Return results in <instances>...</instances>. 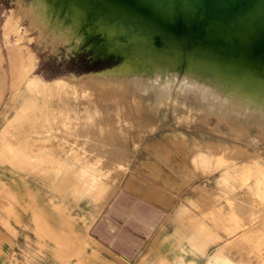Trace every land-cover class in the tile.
<instances>
[{
  "label": "rangeland",
  "instance_id": "1",
  "mask_svg": "<svg viewBox=\"0 0 264 264\" xmlns=\"http://www.w3.org/2000/svg\"><path fill=\"white\" fill-rule=\"evenodd\" d=\"M62 1L0 0V264H205L210 256L216 264H264V104L181 79L176 62L114 67L121 57L101 50L130 47L91 35V14L133 20L93 0ZM86 11V21L96 18L89 28ZM162 35L156 52L165 48ZM185 44L191 53L193 42ZM249 58L263 64L264 48ZM38 106L54 110L52 123L60 107L69 111V133L58 124L49 131ZM41 131L57 137L44 142L55 151L43 157ZM89 182L103 187L84 191L92 219L85 230L67 218L69 201Z\"/></svg>",
  "mask_w": 264,
  "mask_h": 264
},
{
  "label": "bare ground",
  "instance_id": "2",
  "mask_svg": "<svg viewBox=\"0 0 264 264\" xmlns=\"http://www.w3.org/2000/svg\"><path fill=\"white\" fill-rule=\"evenodd\" d=\"M88 1H91V0H88ZM95 1L99 4L103 3L105 5L112 6L114 10L112 9L110 10L112 12L115 10L117 11V18H120V15H124L126 16L125 18H128L127 22L128 20H133V22L130 21L131 23L130 22L124 23L126 22L125 19H123L124 21H118V19L114 20V16H115L114 15L112 16L114 21H109L107 19L108 18L107 16L111 12L106 15L105 13L106 11L104 9L103 10L101 9L102 11V12L100 11L101 13L99 11L97 12L95 11L96 12L95 14H91L93 16L95 15L94 17H96V15L98 16L96 17L98 18L97 20H95L96 18L93 17L95 21H92L91 24L90 22L93 19L92 18H90V20L88 19L90 21L89 22V21H86L87 18H85L87 14L91 13L90 11L85 12L86 15H84L83 17L85 18V22L81 20L83 22L81 23L84 25H87L88 23L90 24L89 26H90L91 35L99 34L97 38H102L104 35L105 36H110V35L115 36L117 41L120 40L121 42H123L122 44H126L128 47H130V50H131L130 52L127 51L120 55L119 54L116 55L115 50L106 51L105 53V49H103L104 47H102L103 50L101 51H104V54H106L105 55L106 58L108 56L107 54H109L107 52H111V54L109 55L121 57L122 62L119 65H116L114 67H120L123 65L127 67L131 65L133 68H136L137 70H145V69L147 70V69L156 67L158 64L171 68L173 66L172 63L176 62L174 64L178 65L177 73L179 70H182L183 72L181 79L192 78L196 80H201L204 83L213 82L215 86H217L220 89H223L224 93L233 92L231 94H234V93L235 95L238 94L240 95V98L245 97L249 101V103L264 104V80L259 77L260 73L264 71V63L263 64H253L247 61V60H250L249 58L250 56H253L258 50H261L262 48H264V36L260 39H257L255 35L256 28H258L259 26L264 27V0H93L92 2L96 4ZM92 2H90L92 5H90L88 2L89 7L93 6ZM56 3H57L56 4L57 7L58 6L60 7L63 5L64 1L57 0ZM98 6L96 7L98 8ZM102 6L103 5H100V8H103ZM96 7H95V10H96ZM59 9L61 10V8ZM90 9L93 10L92 7ZM87 12H90V13H87ZM98 12L102 15L105 14L106 16H103L102 18V16ZM59 13H56V14H59ZM89 16L90 15H88V18ZM115 19H116V16H115ZM77 20H78L77 22H79V18ZM58 21H61V20L59 19ZM162 22H164L165 26H167L166 29L162 28L163 26L161 24ZM163 30H166V31H163ZM158 34H163L162 35L163 43L165 44V48L162 49L160 52H156L158 48V44L160 42V41L158 42L157 40ZM50 39H53V38H50ZM188 39H190L191 42H193L194 44V47L191 53L188 52L186 48V44H185V42ZM95 42L98 43L100 41L97 42L95 40ZM104 42L106 43L109 41L106 38ZM156 42H158V44H156ZM95 45H98V44H95ZM103 45L108 46V43L102 44V46ZM115 48L118 49L116 46ZM101 51H98V53ZM99 54L101 55L100 57H102V52ZM22 58L23 57L20 56V59ZM177 65H175V67ZM259 65H262V66H259ZM12 66H13L12 69L16 70L17 66L15 64ZM160 73H163V72L160 71ZM160 73L159 75L162 76L163 74H160ZM159 75L158 77H160ZM71 77L67 76L69 80H71L70 79ZM162 77H165V75H163ZM13 79L15 80V78ZM139 80H141V78H139ZM153 81H151L152 84L154 83ZM158 81L156 82V85L158 84ZM137 82L140 83L139 81ZM141 84L146 85L148 83L147 81L145 83L143 81V83ZM179 84H182V83L180 82ZM216 89L215 91H217ZM215 91H213L214 95L217 94V92ZM175 94H176L175 97L177 99H179V97H182L181 94L177 91ZM66 104L67 105L69 104L68 100L64 101L62 105L65 106ZM80 104H82V102ZM47 108L45 107V110H44L43 107L38 106L36 109H38V112L40 113V114L38 113L39 117H42V113L46 114V120L44 124L45 125L46 123L49 124L48 126L49 131L53 130L54 132L55 127L58 124L56 129L62 130L64 131V133L68 134L69 133L68 128H69V123H70L69 121L70 113H68L69 111L68 112L67 110L63 111L60 107V110H61L60 112H62L61 113L62 116L60 115L59 116L61 117V120L59 123L58 122L52 123V120H54L56 113H53L54 110L53 111L51 110V114H47L45 112L47 111L46 110ZM139 109H141V107ZM136 118L138 117L136 116ZM136 118H134V120ZM17 119L18 118H16L15 121ZM13 120L14 119H12L11 121L12 123H13ZM137 121H135V123ZM140 121H141V117H140ZM7 128H8V125H7ZM49 131H45V133L47 134H45L43 131L36 133L37 136L43 139V144L40 147L41 157L46 156L48 152L52 154L55 151L53 148L54 145H47V143H44L47 140L53 141V142L57 140L56 135L55 136L53 135V138L50 137L51 135L48 134ZM11 133H14V132H11ZM6 134L8 135L7 132ZM6 134H4V136ZM78 135H81V134H78ZM24 137L25 136H22V139ZM89 137H93V136H89ZM14 138L15 136L13 137V139ZM17 138L21 139V136L18 134ZM26 138L27 140L29 139L28 137ZM75 138L77 140H79L80 138L81 142L84 140V137L82 135L79 137L75 136ZM7 139L12 140L10 139V137H8ZM60 150L62 151L64 149L62 148ZM99 164L97 166H99ZM85 165H88L87 162L85 163ZM99 167L101 168V165ZM90 170L91 171L93 170L94 172L98 174V172L95 171L91 167H90ZM102 170L104 169H100V171ZM7 172L13 173L15 171L10 168L8 169ZM104 183L105 182H103V184ZM102 187L103 186H99V185L97 186V184L89 182L88 186L85 189L79 190L78 191L79 199L76 198V200L73 202L69 201V204H70L69 208L72 212V216L71 218H67V219L70 222L72 221L76 223L77 225H79L80 228L83 227L86 230L89 227L90 223L92 222V219H90L91 217L89 218L87 216V205L89 203L88 198L90 197L85 196L84 191H90V190L96 189L95 190L96 192ZM67 193H69V191ZM99 210L100 209L96 210V213H98ZM54 218L57 221H59L57 216ZM178 264H194V262L181 261ZM205 264H216V260L213 256H210L207 258Z\"/></svg>",
  "mask_w": 264,
  "mask_h": 264
},
{
  "label": "crops",
  "instance_id": "3",
  "mask_svg": "<svg viewBox=\"0 0 264 264\" xmlns=\"http://www.w3.org/2000/svg\"><path fill=\"white\" fill-rule=\"evenodd\" d=\"M104 208V207H103ZM92 223V222H91ZM90 223V224H91ZM100 240L102 241V242H104V243H108L105 239H103V238H100ZM154 248H156V247H154ZM113 249L115 250V251H117L121 256H123L124 258H126V259H128L129 260V262L132 260V257L129 255L128 256V254L127 253H125L124 251H122L121 249H119V248H116V247H113ZM162 249V247H158V248H156V250H161ZM138 263L137 264H142L141 263V259L139 258L138 260ZM184 261V260H183ZM180 262V260L178 261V262H176V264H178Z\"/></svg>",
  "mask_w": 264,
  "mask_h": 264
}]
</instances>
